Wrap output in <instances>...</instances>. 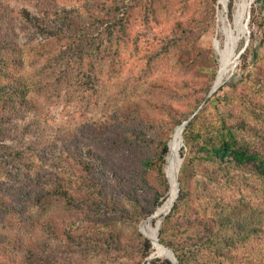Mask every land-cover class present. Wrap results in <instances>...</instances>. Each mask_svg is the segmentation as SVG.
Returning <instances> with one entry per match:
<instances>
[{
    "label": "rangeland",
    "instance_id": "374dc122",
    "mask_svg": "<svg viewBox=\"0 0 264 264\" xmlns=\"http://www.w3.org/2000/svg\"><path fill=\"white\" fill-rule=\"evenodd\" d=\"M240 6V43L210 96L222 29L233 31ZM220 9L219 0H0V69L9 65L0 88L19 80L36 106L0 109V264H173L150 229L172 214L157 216L170 193L169 154L162 174L154 164L170 153L178 122L202 103L205 128L245 121L264 132V0H227L224 24ZM29 18L65 23L63 34L36 32ZM183 140L186 197L167 222L168 242L207 234L215 212L237 207L259 232L223 264H264V187L238 172L229 182ZM89 182L113 198L92 201Z\"/></svg>",
    "mask_w": 264,
    "mask_h": 264
},
{
    "label": "trees",
    "instance_id": "16d2710c",
    "mask_svg": "<svg viewBox=\"0 0 264 264\" xmlns=\"http://www.w3.org/2000/svg\"><path fill=\"white\" fill-rule=\"evenodd\" d=\"M67 19L68 16H64L63 20L68 22ZM29 23L33 25L36 32H41L42 34L47 32V37L60 36L63 34L65 26V23H63V26H48L38 19H35V21L30 19ZM242 59L247 62L246 56H242ZM4 68H9L8 63L0 69V74L4 73ZM15 83V88H12L10 92H7V88H0V109L7 110L9 105V109L16 113L23 110L29 112L34 111L36 106L33 105L34 101L28 95V92L30 93L29 87L25 84L23 86L19 80H16ZM17 96L21 97L22 100L18 101ZM201 105L202 103L200 106L196 107L193 114V116H195L191 120H180L177 124V128H180L185 122H189L183 131V141L188 151L194 146L197 149V154L201 157L200 159L219 166L225 173V176L228 177L226 179H228L229 182L233 179L232 177L230 178V175L233 172H238L241 174L240 177L245 183L247 182L246 177L248 174H251V176L253 178L256 177L260 185L264 187V132L261 133L245 121L236 126H228L227 123L223 121V123L214 126L212 129L205 128L198 123L201 115L199 110ZM18 106H25V108H18ZM4 107L6 108L4 109ZM246 111L251 115H258L259 113L250 106V102H248ZM1 120L2 118H0V121ZM182 150L183 148L181 151ZM168 154L169 148L166 146L162 150L159 163L156 162V164H154V167H157L156 170L160 174L163 173L162 166ZM180 158L182 159V152ZM185 172L186 168L184 169L182 165L181 170H179V198L177 197V203L175 202L176 204L174 203L171 209V216L167 217L165 223H163L159 235V242L175 254L179 264H223L224 261H229L230 258L228 253L235 250L237 245L240 246L241 244L248 243L258 234V228L256 226H251L248 222L246 224L240 221L238 219L240 218V210L237 207L223 206L220 208V212H215V222L206 226L205 231H208L207 234L204 233L203 235L191 237V242H189L188 236H175L172 234L171 237L176 238L180 236L184 240L178 245L168 242V234L166 235L167 231L165 227L168 220L178 212L180 205L186 197L185 183H183L182 180ZM213 182L214 180L211 179L210 183L212 184ZM89 183L88 193L93 196V198L90 196L92 201L102 196H104L105 200L113 198L112 190L101 188L100 184L96 185L93 182ZM98 187H100V189H98ZM161 197L162 196L157 200L154 208L146 214V217H151L156 213V208L159 206ZM147 244L148 252L150 253L152 246L149 241Z\"/></svg>",
    "mask_w": 264,
    "mask_h": 264
},
{
    "label": "bare ground",
    "instance_id": "6f19581e",
    "mask_svg": "<svg viewBox=\"0 0 264 264\" xmlns=\"http://www.w3.org/2000/svg\"><path fill=\"white\" fill-rule=\"evenodd\" d=\"M226 2L227 0H219V5L221 7L220 13H219L220 15L219 20L222 24L225 23L224 14L226 13L225 12ZM244 17H245L244 9L242 8V6H240L234 18L233 31H231V29H228L226 26H224V28L222 29V32L224 34L223 36L225 37V44L221 52L219 77H218V80L215 86L213 87V90L217 91V89L219 88V86L221 85V83L223 82V80L228 74V71H229L227 69L228 62L231 56L233 55V53L236 51L240 43L241 36L243 34ZM183 131H184V127L181 126L176 131V134L170 146V153L168 155V170H167L169 184H170V193H169L168 202L162 208H160L157 213V216L160 218L167 215L169 212H171V209L173 208L174 203L177 199V192H178L177 178H178L179 169H180L179 154H180V151L183 145L182 143ZM159 224H158V228L150 229V238L152 242L154 243V245L156 246L157 254H161L168 259H173L172 253L168 249L163 248L162 246L158 245L157 238H158V232H159Z\"/></svg>",
    "mask_w": 264,
    "mask_h": 264
},
{
    "label": "water",
    "instance_id": "95a60500",
    "mask_svg": "<svg viewBox=\"0 0 264 264\" xmlns=\"http://www.w3.org/2000/svg\"><path fill=\"white\" fill-rule=\"evenodd\" d=\"M248 47H249V39H248V41H247V43H246V45H245L244 50L240 53V59H241L242 55L247 51ZM215 92H216V90H212V92L210 93V96H212ZM188 123H189V122H185V123L182 125V126L184 127V129L186 128V126H187ZM182 160H183V158H182ZM178 185L180 186L179 180H178ZM179 192H180V187H179ZM178 198H179V196H178ZM155 215H156V213L154 214V216H153L151 219L155 218ZM149 220H150V219H149ZM163 220H164V218H163ZM163 220H162V221L160 222V224H159V232H158V238H157V241H158V245H159V246H162L163 248H166L165 246H163V245L160 244V242H159L160 229H161V226H162ZM166 249H168V248H166ZM168 250L172 253V256H173V259H170L171 262H172L173 264H179V262H178V260H177V258H176V256H175V254H174L170 249H168Z\"/></svg>",
    "mask_w": 264,
    "mask_h": 264
}]
</instances>
